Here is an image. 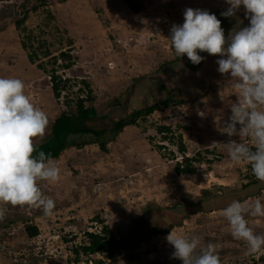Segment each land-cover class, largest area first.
<instances>
[{
  "label": "rangeland",
  "instance_id": "1",
  "mask_svg": "<svg viewBox=\"0 0 264 264\" xmlns=\"http://www.w3.org/2000/svg\"><path fill=\"white\" fill-rule=\"evenodd\" d=\"M136 1L141 7L138 12L125 0H0V77L21 79L25 93L49 118L45 135L34 138L35 143L49 136L62 110L75 108L73 99L85 93L78 91L81 78L90 84L95 96L86 105H94L100 115L110 118L165 96L186 98L126 125L109 140L107 150L87 142L80 147L68 146L53 157L61 168V178L40 185L55 201L53 214L7 205L6 216L0 220V264H95L97 259H103L104 264H182L172 258L174 249L166 240L172 229L198 235L203 245L219 244L221 264H257L264 254H246L247 244L232 237L228 221L221 215L229 204L214 202L219 197L216 195L223 194L232 202L257 197L264 202V182L252 184L245 196L238 192L254 175L249 165L230 160L224 146L229 137L217 130L218 122L228 119L230 104L237 100L235 82L218 71V55L203 52L201 67L192 71L185 65V56L175 55L168 39L171 26L183 24L187 8L219 13L227 37L233 28L248 26L243 6L235 17H225L221 13L229 7L226 0ZM25 11L27 30L46 38L52 53L68 48L73 55L70 68L58 67L73 84L59 99L51 88L49 69L53 64L48 62L47 70L39 68L29 61L21 45L23 31L15 21ZM67 95L72 100L70 106L65 102ZM159 125H170L174 135L181 133L187 155L200 153L194 173L175 172L181 152L163 138ZM90 138L73 136L76 141ZM159 144L166 148L158 149ZM205 193L212 197L213 208L192 211L167 233H153L135 248L121 249L112 258L94 253L75 260L72 247L87 241L85 231H99L102 225L95 216L117 239L129 237L145 209L197 203ZM248 219L257 234H264V217ZM28 225L37 226L38 233L29 235Z\"/></svg>",
  "mask_w": 264,
  "mask_h": 264
},
{
  "label": "clouds",
  "instance_id": "2",
  "mask_svg": "<svg viewBox=\"0 0 264 264\" xmlns=\"http://www.w3.org/2000/svg\"><path fill=\"white\" fill-rule=\"evenodd\" d=\"M226 3L229 7L221 15L235 17L243 6L248 26H237L226 37L215 14L187 8L183 24H173L168 39L175 55H186L193 64L205 59L199 52L221 57L216 61L218 71L235 82L237 100L230 104L231 115L222 124L218 122L217 130L229 137L224 146L230 160L249 165L256 179L264 182V0ZM24 89L21 79L0 77V205L5 206L0 207V220L6 216L7 205L34 207L51 216L55 201L40 185L61 178L58 162L43 151L37 153L34 138L45 135L49 118ZM221 215L228 221L232 237L247 244V255L264 252V234H257L248 219L264 217L261 198L233 201ZM166 240L174 249L172 258L182 264H221L219 244L203 245L198 235L179 234L175 229Z\"/></svg>",
  "mask_w": 264,
  "mask_h": 264
},
{
  "label": "trees",
  "instance_id": "3",
  "mask_svg": "<svg viewBox=\"0 0 264 264\" xmlns=\"http://www.w3.org/2000/svg\"><path fill=\"white\" fill-rule=\"evenodd\" d=\"M125 2L134 12H138L141 9L140 4L136 0H125ZM48 13V17L51 18V12L48 11ZM27 15L28 11H25L23 16L15 21L16 27L23 31L20 40L21 45L26 50L29 61L36 63L39 68L47 70L46 64L48 62L53 64L49 69L51 88L54 96L59 99L63 94L62 92L68 86H73V84L69 77H63L59 73L58 67L70 68L74 64L73 55L68 48L60 49L57 54L52 53L46 38L36 34L33 29L27 30L24 23ZM216 16L222 22V17H220L219 13ZM69 42H71V39ZM40 54L43 57H48L47 61H44ZM199 54L203 56V52H199ZM185 58V65L192 71H197L202 65V62L198 65L193 64L186 55ZM144 76L141 75V77ZM80 82L82 86L78 88V91L85 93L83 95L78 93L73 99L74 109L62 110L54 119L49 136L43 142L35 143L37 153L43 151L53 158L59 156L61 151L68 146L76 145L80 147L83 143L87 142H96L101 149L107 150L109 140H113L126 125L136 124L139 117L150 114L156 109H163L171 104L182 103L186 100L185 97L174 99L169 95L151 104L133 108L115 118H110L107 115H100L94 105H86V102L93 101L95 96L92 93L90 84L84 78H81ZM68 98L69 96L67 95L65 102L70 106L72 100ZM157 130L163 134L164 139L173 142L181 152V158L175 163V172L177 174L194 173L196 171L194 162L200 161L202 158L200 153H196L193 156L187 155L186 145L183 142L181 133L174 135V130L170 125H159ZM74 135H89L91 138L76 141L73 139ZM157 147L160 150L166 148L163 144H159ZM258 181L254 176V179L244 183L242 190L238 192L242 193V196L247 195L250 192L251 185ZM205 194V196L199 197V202L197 203L188 202L177 204L175 207H150L145 209L134 223V231L129 237L123 235L117 239L110 227L104 224V221L99 219L98 216H95L94 218H97L95 220H99L102 225L99 231L84 232L87 241H83L72 247L74 258L76 261H79L82 254L90 255L94 253H104L106 257L112 258L121 249L129 250L135 248L141 240L147 239L153 233H167L173 225L180 223L192 211L199 208H213V205L210 203L212 197L209 198L210 194ZM216 196L219 197L215 198V205L227 206L232 203V199L226 194ZM160 217L161 221L158 219ZM26 230L31 236L38 233V227L34 225H28ZM95 264H104V261L103 259H97L95 260ZM257 264H264V254L260 255Z\"/></svg>",
  "mask_w": 264,
  "mask_h": 264
}]
</instances>
